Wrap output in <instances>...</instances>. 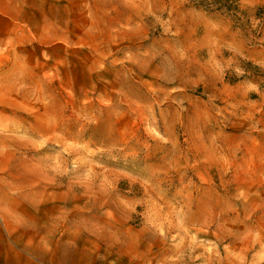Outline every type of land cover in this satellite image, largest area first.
<instances>
[{"label": "rangeland", "instance_id": "rangeland-1", "mask_svg": "<svg viewBox=\"0 0 264 264\" xmlns=\"http://www.w3.org/2000/svg\"><path fill=\"white\" fill-rule=\"evenodd\" d=\"M0 264H264V0H0Z\"/></svg>", "mask_w": 264, "mask_h": 264}]
</instances>
